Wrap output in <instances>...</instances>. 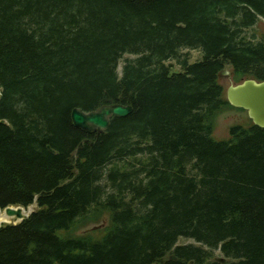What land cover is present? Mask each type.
Masks as SVG:
<instances>
[{
	"label": "trees",
	"instance_id": "trees-1",
	"mask_svg": "<svg viewBox=\"0 0 264 264\" xmlns=\"http://www.w3.org/2000/svg\"><path fill=\"white\" fill-rule=\"evenodd\" d=\"M260 19L264 0H0V209L37 206L0 226V264H264V128L212 137L243 111L221 73L264 81Z\"/></svg>",
	"mask_w": 264,
	"mask_h": 264
},
{
	"label": "water",
	"instance_id": "water-1",
	"mask_svg": "<svg viewBox=\"0 0 264 264\" xmlns=\"http://www.w3.org/2000/svg\"><path fill=\"white\" fill-rule=\"evenodd\" d=\"M221 76H230V72L223 71ZM226 98L230 106L245 111L254 126L264 128V81L246 79L236 85L231 82L226 91ZM130 112L129 107H102L90 113L74 110L71 117L76 127L102 131L108 127L112 116L126 117ZM21 209L22 207H7L3 211L7 216H15L22 221L25 218H22Z\"/></svg>",
	"mask_w": 264,
	"mask_h": 264
},
{
	"label": "rangeland",
	"instance_id": "rangeland-1",
	"mask_svg": "<svg viewBox=\"0 0 264 264\" xmlns=\"http://www.w3.org/2000/svg\"><path fill=\"white\" fill-rule=\"evenodd\" d=\"M252 32L257 34V37L264 35V20L261 19L258 20ZM182 55L187 56L190 63L202 59V54L199 50L184 49L182 50ZM124 58L131 59L133 57L130 55H126ZM167 64L172 65L174 72L179 71V66L175 61H170ZM122 66H123V59L118 66L119 76H121ZM219 83L223 86L224 89H227L231 83V77L222 76L219 79ZM249 124H250V119L248 118L247 113L245 111H235V110L221 111V113L217 115V118L215 119L212 137L214 138L215 141H225L230 137L229 134L231 127L233 126L247 127L249 126ZM36 209H37L36 204H33L27 209L22 208L21 209L22 218L28 217ZM20 222H21L20 219H17L15 216H7L3 210H0V226L4 224H18ZM188 244L202 247L205 250H209L207 247L202 246L191 239L180 238L177 243V245H188ZM213 261L219 263H225L228 261V259H226L222 255L219 249H217L213 251Z\"/></svg>",
	"mask_w": 264,
	"mask_h": 264
},
{
	"label": "bare ground",
	"instance_id": "bare-ground-1",
	"mask_svg": "<svg viewBox=\"0 0 264 264\" xmlns=\"http://www.w3.org/2000/svg\"><path fill=\"white\" fill-rule=\"evenodd\" d=\"M88 125H91V126L93 125L94 126V124H91V123H88Z\"/></svg>",
	"mask_w": 264,
	"mask_h": 264
}]
</instances>
